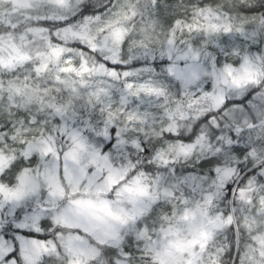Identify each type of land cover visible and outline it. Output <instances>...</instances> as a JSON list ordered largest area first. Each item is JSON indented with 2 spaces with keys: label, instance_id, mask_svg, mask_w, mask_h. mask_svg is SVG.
<instances>
[{
  "label": "snow or ice",
  "instance_id": "obj_1",
  "mask_svg": "<svg viewBox=\"0 0 264 264\" xmlns=\"http://www.w3.org/2000/svg\"><path fill=\"white\" fill-rule=\"evenodd\" d=\"M183 3L28 0L0 41V264H172L185 235L194 264H264V0Z\"/></svg>",
  "mask_w": 264,
  "mask_h": 264
},
{
  "label": "rangeland",
  "instance_id": "obj_2",
  "mask_svg": "<svg viewBox=\"0 0 264 264\" xmlns=\"http://www.w3.org/2000/svg\"><path fill=\"white\" fill-rule=\"evenodd\" d=\"M28 3V0H0V25L15 27L18 24L24 22L25 19V5ZM141 3H147V0H141ZM256 3L255 0H218V2L213 6H207L201 11L199 8L183 3L181 11L187 14H192L193 21H200L202 24H207L205 16L207 15L209 19L212 18V13H217L223 15L227 18L225 9L232 12L231 19L235 22L239 16L238 8L240 6H254ZM106 11V6L101 8V11L98 13H104ZM28 28L24 29L22 33L11 34L5 33L0 34V41L8 42L11 41L16 44L21 43V37L27 34ZM0 71H5L0 69ZM240 98V97H236ZM7 104H0V112L7 111ZM159 124L156 125V132L150 131V135L153 138H156L157 132L159 131ZM187 131V127H185ZM199 158H203L199 153L197 154ZM261 228H264V221L260 222L259 225ZM246 232L255 231L256 225L249 227L244 225ZM264 234V233H262ZM176 255L173 258L172 264H194V260L197 258L195 251V246L191 243L190 235H185L183 237V243L178 245L175 249ZM258 257L256 260L258 261ZM226 261V259H225ZM203 264V262H202ZM247 264H252V258L247 257Z\"/></svg>",
  "mask_w": 264,
  "mask_h": 264
},
{
  "label": "trees",
  "instance_id": "obj_3",
  "mask_svg": "<svg viewBox=\"0 0 264 264\" xmlns=\"http://www.w3.org/2000/svg\"><path fill=\"white\" fill-rule=\"evenodd\" d=\"M255 1L256 3L254 4V6L259 3V0H255ZM184 2H186V4L188 5H191L197 8H199L198 6L203 3L204 8H205L207 6L215 5L218 2V0H207V2H205V0H184ZM107 4H108V0H89L88 6L90 8H94L96 12H100L101 8H103ZM89 14H92V13H89ZM26 28H29V22L27 20L18 24L15 27L0 25V34L11 33V34L16 35V34L22 33L23 30ZM5 29H7V31H5ZM235 99H243V97L235 98ZM234 256H235V252H234ZM224 264H230V262L226 260L224 261Z\"/></svg>",
  "mask_w": 264,
  "mask_h": 264
}]
</instances>
